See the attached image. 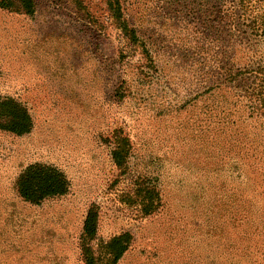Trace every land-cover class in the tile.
<instances>
[{
	"label": "rangeland",
	"instance_id": "obj_1",
	"mask_svg": "<svg viewBox=\"0 0 264 264\" xmlns=\"http://www.w3.org/2000/svg\"><path fill=\"white\" fill-rule=\"evenodd\" d=\"M33 3L0 7V97L33 120L0 126V264H87L124 234L114 264H264V0ZM34 164L68 191L26 200Z\"/></svg>",
	"mask_w": 264,
	"mask_h": 264
},
{
	"label": "trees",
	"instance_id": "obj_2",
	"mask_svg": "<svg viewBox=\"0 0 264 264\" xmlns=\"http://www.w3.org/2000/svg\"><path fill=\"white\" fill-rule=\"evenodd\" d=\"M0 7L19 8L27 14L34 13L33 0H0ZM111 9L116 18L120 20V0H111ZM264 24V17H263ZM125 34L130 41L138 40L135 30L129 29L124 23H121ZM264 26V25H263ZM0 126L15 134L21 135L29 132L33 126L32 116L25 105L14 98L0 97ZM118 136V135H117ZM120 137V136H119ZM129 139L122 137L118 141V148L114 150V160L119 167L126 163ZM257 184L252 183V187L246 190H239L235 202L238 208H241L249 199L250 191L256 188ZM21 195L28 201L38 203L41 200L54 196L65 194L69 188V182L62 171L57 168L42 164H34L27 168L18 182ZM144 203L153 205V197L142 196ZM151 207V206H150ZM97 233V213L90 211L84 225V234L88 241L94 239ZM129 234H124L112 238L103 246L102 254L107 257L104 263L101 255L95 257L90 246L85 245V260L87 264H114L128 247Z\"/></svg>",
	"mask_w": 264,
	"mask_h": 264
}]
</instances>
